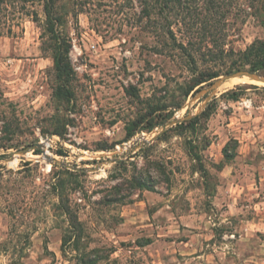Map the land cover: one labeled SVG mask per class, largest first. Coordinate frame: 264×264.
<instances>
[{
	"label": "rangeland",
	"instance_id": "rangeland-1",
	"mask_svg": "<svg viewBox=\"0 0 264 264\" xmlns=\"http://www.w3.org/2000/svg\"><path fill=\"white\" fill-rule=\"evenodd\" d=\"M57 3L70 103L55 96L45 0H0V264H264V83L225 79L230 50L264 39V0H199L186 22L156 8L152 24L142 0ZM60 182L84 227L66 254Z\"/></svg>",
	"mask_w": 264,
	"mask_h": 264
},
{
	"label": "trees",
	"instance_id": "trees-1",
	"mask_svg": "<svg viewBox=\"0 0 264 264\" xmlns=\"http://www.w3.org/2000/svg\"><path fill=\"white\" fill-rule=\"evenodd\" d=\"M144 4V12L145 18L147 17L149 22L152 24L153 10L159 8L162 13L168 12L166 16V20L171 19V14L177 17L179 22H186L188 17L191 19H201V16H204V12H200L198 8L199 0H155V3H152L150 0H142ZM45 12H46V26L47 30L51 34L54 43L51 45L53 51V59H54V67H55V76L57 80V86L55 88V96L58 100L64 102H71L75 97V90L73 87V81L75 79V70L71 61L70 51L72 44L66 39V37L62 36L59 33V26L64 24V17L60 13L58 8L57 0H45ZM170 15V16H169ZM197 22V21H196ZM202 22H206L202 20ZM181 46L185 49L186 46L181 44ZM225 52V51H223ZM233 58L234 67H236V71L239 70L240 66H250L249 70L253 72L264 71V39H259L250 44L246 49L238 50L231 49L230 53L227 55ZM234 69V68H233ZM230 72H235V70H231ZM221 73L213 71L206 74H203L200 80H198L195 84L191 85L186 91L185 95H189L192 91H194L198 86L203 83L209 82L217 77H219ZM233 94V98H239V95ZM182 103H178L176 108H181ZM174 115V111L168 113V116L165 119H169ZM212 115L211 108L208 106L206 110H204L200 115L187 122V126L192 125L193 130L197 129L196 123H200L201 121H206ZM164 119V120H165ZM195 123V125H194ZM162 124L161 121H151L147 126L142 127L141 130L151 132L158 125ZM137 133V129L133 127H128L127 129V140H130ZM190 153L195 160L198 162V169L203 172V174H207V170L204 166L202 155L199 151L196 150V146L189 141ZM225 157L226 160H233L237 156V141L234 145L230 143L225 147ZM39 152V151H38ZM68 171V170H67ZM139 185L141 187L151 189L148 181L139 179ZM58 188V196L59 203L57 204V210L60 215H64L67 217L69 221V227L67 233L64 237L62 250L64 254L67 253L66 245L72 243L74 244V250H81L80 241L83 237L84 227L81 222L78 214L72 208L69 198L66 195L65 182H60L56 185ZM97 259H88L82 258L81 263L83 264H95Z\"/></svg>",
	"mask_w": 264,
	"mask_h": 264
},
{
	"label": "water",
	"instance_id": "water-1",
	"mask_svg": "<svg viewBox=\"0 0 264 264\" xmlns=\"http://www.w3.org/2000/svg\"><path fill=\"white\" fill-rule=\"evenodd\" d=\"M249 77L252 80H257L264 83V73L261 72H253L250 70H239L236 71L230 75H226L225 79L232 78V77ZM223 79H219L214 86L218 85L220 82H222ZM43 147L42 143H37L36 145L30 146L28 148L22 149L20 151H17V153H27L30 148H41Z\"/></svg>",
	"mask_w": 264,
	"mask_h": 264
},
{
	"label": "built area",
	"instance_id": "built-area-1",
	"mask_svg": "<svg viewBox=\"0 0 264 264\" xmlns=\"http://www.w3.org/2000/svg\"><path fill=\"white\" fill-rule=\"evenodd\" d=\"M94 48H96V45H93Z\"/></svg>",
	"mask_w": 264,
	"mask_h": 264
},
{
	"label": "bare ground",
	"instance_id": "bare-ground-1",
	"mask_svg": "<svg viewBox=\"0 0 264 264\" xmlns=\"http://www.w3.org/2000/svg\"><path fill=\"white\" fill-rule=\"evenodd\" d=\"M241 78H243V77H241ZM247 79V78H246ZM241 80V79H240ZM253 81V80H252Z\"/></svg>",
	"mask_w": 264,
	"mask_h": 264
}]
</instances>
